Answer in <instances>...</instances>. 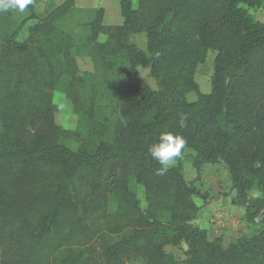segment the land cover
Here are the masks:
<instances>
[{"label":"trees","instance_id":"1","mask_svg":"<svg viewBox=\"0 0 264 264\" xmlns=\"http://www.w3.org/2000/svg\"><path fill=\"white\" fill-rule=\"evenodd\" d=\"M262 1L119 0L122 22L106 25L103 8L78 9L64 0L24 39L17 35L36 18L32 11L6 36L0 45V264H264V249L251 246L264 241V230L224 246L194 223L200 210L194 183L218 162L229 172L232 203H247L246 221H255V202L264 205V24L242 7ZM75 9L93 13L86 40L96 46L95 56L108 69L107 55L122 56L126 66L111 136L71 150L64 140L71 130L55 120L54 94L62 92L76 113L86 106L80 91L89 72L79 68L74 39L59 25ZM134 33L145 34L146 50L129 41ZM100 34L106 40L95 43ZM209 50L213 74L203 93L194 76ZM138 67L148 69L155 88L139 82ZM164 132L185 137L195 181L186 182L179 160L157 174L160 165L148 148ZM131 179L144 189V209ZM259 187L262 198L248 200ZM181 241L185 261L164 250Z\"/></svg>","mask_w":264,"mask_h":264},{"label":"rangeland","instance_id":"2","mask_svg":"<svg viewBox=\"0 0 264 264\" xmlns=\"http://www.w3.org/2000/svg\"><path fill=\"white\" fill-rule=\"evenodd\" d=\"M62 1L64 0H33V4L24 13H19L18 11L0 12V45L7 38L6 36L31 11L35 14L36 18L27 20L23 27L19 29L18 40L24 39L28 28L37 23L38 19L44 17L50 9ZM105 7L107 13L110 14L113 7L108 0H106ZM242 7L255 21L264 24V1L254 8L247 7L246 5ZM118 16L120 15L118 14ZM92 17L93 13L91 11L83 12L75 9L59 22L61 28L70 33L74 39L75 47L73 52L79 68L89 72V75L86 76L87 79L84 81V88L80 91L81 98L84 97L86 101V106H83L80 113L74 111L72 103L62 92L56 91L54 94V100L58 106L55 120L64 129L71 130L70 135L64 138L66 146L71 150H75L80 143H85L93 148L98 142L107 140L108 136H111L112 127L117 117L119 101L124 98V67L126 66V62L122 56L114 57L107 55L105 61L112 65L108 69L105 63L95 56L94 50L96 46L86 40L90 34L86 23ZM105 40L106 36L100 34L96 38L95 43L104 42ZM129 41L142 50H146V37L143 33L130 35ZM214 56L215 52L209 50L205 61L200 63L196 69L195 81L203 93L209 92L211 88ZM138 80L142 85H148L151 88L156 87V83L149 75L147 69H140ZM187 98L189 101H192L195 98V94L190 93L187 95ZM84 111L87 113H84ZM193 155L192 150L186 148L182 158L178 159L186 182L195 181L196 173L192 166ZM194 184L200 193L194 197L197 205H200V208L212 205L219 212L217 213L219 216L215 220H212L210 216L212 210L209 211V216L206 213L203 214L201 220L207 221H202L203 223L199 222L200 216L196 215L194 223L206 230L208 239L216 238V233L214 232L223 226L221 220L226 221V227L217 233L220 234V237L222 236L221 241H223L224 246H227L239 237L251 240V236L264 230V205L258 201L255 202V208H259L255 221L253 223L246 221L245 209L247 203L245 205L232 203L235 192L232 189L229 172L222 162L206 166L200 178ZM130 187L136 193L140 207L144 209L146 207V200L143 187L136 184L133 179L130 180ZM262 195V188L252 189L248 192V200H259L262 198ZM220 201H222L221 204L218 203ZM254 209H252V212ZM217 223L218 227L212 226L213 224L217 226ZM207 226H210V229ZM212 230H214L213 233L211 232ZM256 240L251 242V246L253 248L261 247L264 249V241L261 238ZM187 249L185 241H181L175 246L166 245L164 247L165 252L172 255L178 261H185L188 258ZM125 264L144 263L140 259H129Z\"/></svg>","mask_w":264,"mask_h":264},{"label":"clouds","instance_id":"3","mask_svg":"<svg viewBox=\"0 0 264 264\" xmlns=\"http://www.w3.org/2000/svg\"><path fill=\"white\" fill-rule=\"evenodd\" d=\"M32 4L33 0H0V12L18 11L24 13ZM186 119V116L181 117V126H184ZM186 145L185 137L180 134L171 132L160 134L158 140L148 148L149 155L160 165V168L156 170L157 174L162 175L178 159H181Z\"/></svg>","mask_w":264,"mask_h":264},{"label":"crops","instance_id":"4","mask_svg":"<svg viewBox=\"0 0 264 264\" xmlns=\"http://www.w3.org/2000/svg\"><path fill=\"white\" fill-rule=\"evenodd\" d=\"M75 1V7L78 9H94V8H103L104 9V14L102 17V21L104 24L106 25H119L122 22V17L120 14V5H119V0L116 1L115 0H108L111 4V6L113 7L112 11L110 14L107 13V10L105 9V4H106V0H74ZM118 14L120 16H118ZM136 34V33H134ZM144 34V33H143ZM132 35V34H131ZM145 35V34H144ZM130 37V36H129ZM146 37V36H145ZM144 39V38H143ZM145 44V42H144ZM146 45V44H145ZM141 67H138V71H140ZM143 69H147V68H143ZM148 70V69H147ZM218 203H222V201L218 202ZM200 206V205H199ZM212 210V213L210 214V216L212 217V220H215L217 216H219L217 213L218 209L214 208L212 205H206L205 207L200 208V210L198 211L197 215L200 216V221L201 223H203L202 221L205 220H201V218H203V214H207V216H209V211ZM222 221V227H220L219 229H216L214 232V230H212L211 232L216 233V237L222 239L217 232H220V230H222L223 228L226 227V221L224 222ZM207 222V221H205ZM208 225V224H207ZM214 227H218V223L217 226L216 225H212ZM210 226H207V228ZM223 244V241H222Z\"/></svg>","mask_w":264,"mask_h":264}]
</instances>
